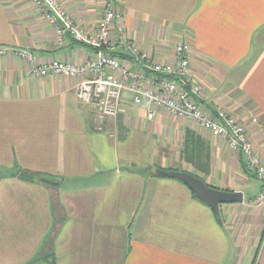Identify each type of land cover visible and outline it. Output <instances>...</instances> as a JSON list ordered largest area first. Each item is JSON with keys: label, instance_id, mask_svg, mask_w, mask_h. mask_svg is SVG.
<instances>
[{"label": "crops", "instance_id": "crops-1", "mask_svg": "<svg viewBox=\"0 0 264 264\" xmlns=\"http://www.w3.org/2000/svg\"><path fill=\"white\" fill-rule=\"evenodd\" d=\"M59 1L95 33L104 0ZM117 7L150 60L168 61L179 41L191 45L190 74L203 83L207 111L220 105L243 123L264 162V0H118ZM0 47L7 49L0 169L40 175L0 178V264H264V203L252 204L263 183L225 138L161 109L149 120L129 93L116 123L97 131L76 78L32 71L52 59L81 63L94 49L70 37L59 45L32 0H0ZM115 53L132 64L120 48ZM187 132L207 145L208 172L183 158ZM158 170L196 174L213 188L242 191L244 200L222 204L219 221L185 183ZM252 178L260 185L247 196Z\"/></svg>", "mask_w": 264, "mask_h": 264}, {"label": "built area", "instance_id": "built-area-1", "mask_svg": "<svg viewBox=\"0 0 264 264\" xmlns=\"http://www.w3.org/2000/svg\"><path fill=\"white\" fill-rule=\"evenodd\" d=\"M118 0H104L102 15L94 34L88 33L65 10L59 0H32L43 19L54 27L56 41L63 45L70 37L94 49L93 55L81 63L52 59L34 66L35 74L60 73L76 78L74 85L80 102L92 111L94 127L106 131L118 120L124 93L131 95L132 103L146 110L147 118H155L158 110L196 121L214 135L227 140L232 150L241 154L246 167L263 183L255 196L256 205L264 203V162L256 153L246 126L223 106L207 111L203 101V83L190 74L191 45L179 41L168 61L156 62L139 51L123 25ZM115 32V34H114ZM115 47L126 53L132 64L115 55ZM7 51L0 47V54ZM25 60L35 63L33 53L16 52ZM111 128V127H109ZM115 137L112 128L107 131Z\"/></svg>", "mask_w": 264, "mask_h": 264}, {"label": "water", "instance_id": "water-1", "mask_svg": "<svg viewBox=\"0 0 264 264\" xmlns=\"http://www.w3.org/2000/svg\"><path fill=\"white\" fill-rule=\"evenodd\" d=\"M161 176L178 179L184 182L203 202L211 207L214 213L220 217V206L222 204L241 203L244 200L242 191H230L213 188L208 186L201 178L193 175L190 172L180 170H158ZM45 183L58 185V182L52 181L48 178H41Z\"/></svg>", "mask_w": 264, "mask_h": 264}, {"label": "trees", "instance_id": "trees-1", "mask_svg": "<svg viewBox=\"0 0 264 264\" xmlns=\"http://www.w3.org/2000/svg\"><path fill=\"white\" fill-rule=\"evenodd\" d=\"M114 54L116 55V53ZM183 158H185L186 161L193 164L197 170L199 169V170H203L204 172H208L210 165V154L208 151V147L207 145L205 146V142L203 141V139L200 136L196 135L194 132H187L185 136ZM17 173H19L24 178L32 179V180L35 178H39L40 176L39 174L32 173L31 171H27V170H20V171H13L6 173L0 169V178L6 174L12 175ZM193 175L197 176L196 174ZM192 194L195 198L201 200L193 191ZM49 263L57 264L54 258L49 259Z\"/></svg>", "mask_w": 264, "mask_h": 264}, {"label": "rangeland", "instance_id": "rangeland-1", "mask_svg": "<svg viewBox=\"0 0 264 264\" xmlns=\"http://www.w3.org/2000/svg\"><path fill=\"white\" fill-rule=\"evenodd\" d=\"M93 125H94V123H93ZM178 180V179H177ZM252 182H253V187L250 189L249 188V190L247 191L248 193H246L247 194V196H250V195H254V194H256L255 192L258 190V188H259V185H260V182H258L255 178L253 179L252 178ZM258 194V193H257ZM255 198V197H254ZM254 198L252 199V204H254L255 206H258V205H256L255 204V202H254Z\"/></svg>", "mask_w": 264, "mask_h": 264}]
</instances>
